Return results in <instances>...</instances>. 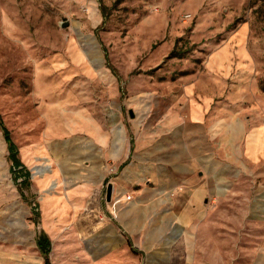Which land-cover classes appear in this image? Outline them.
Listing matches in <instances>:
<instances>
[{
  "label": "crops",
  "instance_id": "crops-1",
  "mask_svg": "<svg viewBox=\"0 0 264 264\" xmlns=\"http://www.w3.org/2000/svg\"><path fill=\"white\" fill-rule=\"evenodd\" d=\"M209 86L137 140L119 117L41 104L36 201L0 163V264H45L39 234L48 264H264V94L229 108Z\"/></svg>",
  "mask_w": 264,
  "mask_h": 264
},
{
  "label": "rangeland",
  "instance_id": "rangeland-1",
  "mask_svg": "<svg viewBox=\"0 0 264 264\" xmlns=\"http://www.w3.org/2000/svg\"><path fill=\"white\" fill-rule=\"evenodd\" d=\"M261 81L264 0H0V122L30 173L29 201L41 104L119 117L137 140L181 109L186 88L197 97L210 85L212 103L231 108L263 95Z\"/></svg>",
  "mask_w": 264,
  "mask_h": 264
},
{
  "label": "trees",
  "instance_id": "trees-1",
  "mask_svg": "<svg viewBox=\"0 0 264 264\" xmlns=\"http://www.w3.org/2000/svg\"><path fill=\"white\" fill-rule=\"evenodd\" d=\"M181 53L182 52H175V50H171L170 53L168 54V57H171V56L181 57L182 55ZM104 56H106L105 53H104ZM260 90L264 92V81L260 82ZM0 131L3 135V140L6 144V158L9 161V171L12 175V179L14 183H16L17 185H27L28 183L27 178H28L29 172L17 158V154H16L17 147L11 140H9V137L5 129L1 126V122H0ZM36 243L45 259V264H48L47 259H46V255L48 252V244L43 234H39L37 236Z\"/></svg>",
  "mask_w": 264,
  "mask_h": 264
},
{
  "label": "water",
  "instance_id": "water-1",
  "mask_svg": "<svg viewBox=\"0 0 264 264\" xmlns=\"http://www.w3.org/2000/svg\"><path fill=\"white\" fill-rule=\"evenodd\" d=\"M108 197H109V187L106 188V194H105L106 200H108Z\"/></svg>",
  "mask_w": 264,
  "mask_h": 264
}]
</instances>
